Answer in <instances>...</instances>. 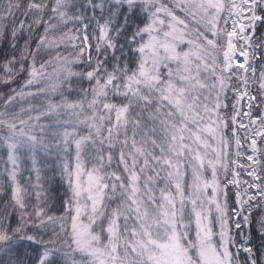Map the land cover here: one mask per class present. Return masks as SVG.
<instances>
[{
    "label": "snow or ice",
    "instance_id": "snow-or-ice-1",
    "mask_svg": "<svg viewBox=\"0 0 264 264\" xmlns=\"http://www.w3.org/2000/svg\"><path fill=\"white\" fill-rule=\"evenodd\" d=\"M0 264H264V0H0Z\"/></svg>",
    "mask_w": 264,
    "mask_h": 264
}]
</instances>
